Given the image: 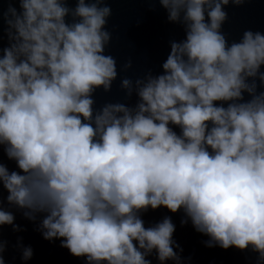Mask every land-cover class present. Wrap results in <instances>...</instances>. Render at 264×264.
Returning a JSON list of instances; mask_svg holds the SVG:
<instances>
[{"label":"clouds","instance_id":"clouds-1","mask_svg":"<svg viewBox=\"0 0 264 264\" xmlns=\"http://www.w3.org/2000/svg\"><path fill=\"white\" fill-rule=\"evenodd\" d=\"M71 2L8 0L0 10V264L3 228L23 231L12 209L42 217L43 239L84 264H152L153 254L182 264L171 216L142 218L160 208L182 211L181 226L190 221L207 247L264 264V33L229 43L222 31L225 9L252 0H150L185 38L169 42L163 74L148 71L135 88L122 80L134 107L99 108L94 93L118 76L106 54L112 9ZM16 247L32 259L22 238Z\"/></svg>","mask_w":264,"mask_h":264},{"label":"water","instance_id":"water-1","mask_svg":"<svg viewBox=\"0 0 264 264\" xmlns=\"http://www.w3.org/2000/svg\"><path fill=\"white\" fill-rule=\"evenodd\" d=\"M112 9L108 20L107 30L111 33V42L106 46V54L112 55L117 62V79L113 82L110 92L105 93L102 89L94 93L95 107L99 108L105 103H124L134 107L138 103L135 90L131 97L127 96L126 90L121 87L122 80L129 78L133 82L143 78L148 71L153 75L163 74L162 63L166 60L170 51L171 40L181 41L185 38L181 26L170 24L167 14L158 2L150 0H107ZM19 9L18 3H15ZM75 7V2L69 4ZM8 0H0V10L7 11ZM225 11L228 20L223 25L222 31L228 37L229 43L239 41L245 30L260 31L264 33V0H252L241 7L229 5ZM6 29V25L3 26ZM8 44L7 36H4L2 45ZM131 61V68L124 70L123 66ZM264 90V89H262ZM179 132V129H176ZM3 162L12 170L15 164L3 157ZM5 197L7 193H4ZM7 207V205H5ZM16 220L23 231L13 232L12 228L5 226L2 230V238L8 242V249L4 254L6 264H84L83 259L71 256L66 249L60 247V241H45L37 227L42 217H38L34 223L25 219L15 209ZM165 216H171L176 225L173 239L180 245L183 252L180 253L182 264H257V256L251 251L240 252L235 248L223 250L222 248L207 247V236L195 231L191 222L181 226L184 213L178 212L173 215L167 209L149 210L142 218L146 226L154 225ZM18 238H22V244L33 249V257L29 261L21 259V252L16 247ZM179 251V249H177ZM152 264H158L155 255L149 257ZM168 264H174L169 261Z\"/></svg>","mask_w":264,"mask_h":264}]
</instances>
